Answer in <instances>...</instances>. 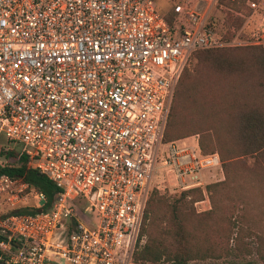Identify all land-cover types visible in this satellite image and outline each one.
<instances>
[{
  "label": "built area",
  "instance_id": "built-area-1",
  "mask_svg": "<svg viewBox=\"0 0 264 264\" xmlns=\"http://www.w3.org/2000/svg\"><path fill=\"white\" fill-rule=\"evenodd\" d=\"M234 1L0 0V165L4 147L22 146L63 189L43 210V192L0 174V260L140 264L154 172L181 190L222 167L219 153L164 132L196 50L264 43L216 35L214 10ZM262 2L247 0L253 12Z\"/></svg>",
  "mask_w": 264,
  "mask_h": 264
},
{
  "label": "trees",
  "instance_id": "trees-1",
  "mask_svg": "<svg viewBox=\"0 0 264 264\" xmlns=\"http://www.w3.org/2000/svg\"><path fill=\"white\" fill-rule=\"evenodd\" d=\"M172 16L170 11L167 18L171 20ZM215 20L212 17L210 24L216 35L223 41L233 40L235 33H221ZM234 46L250 47V56H237L236 48L241 47ZM192 59L194 64L184 69L176 87L164 142L199 134L204 154L219 153L225 178L174 196L152 189L141 230V236L147 239L135 258L140 264H192L255 255L264 262V228L259 229L260 224L249 216L247 195L230 191L236 184L250 182L256 197L259 183L264 180V43L200 48ZM244 69H250V89L241 97L230 98L218 82L210 79V74L217 81L233 79ZM220 129L227 133L219 134ZM227 144L230 149L224 148ZM2 153L8 162L0 165V174L23 177L46 195L41 209L53 208L63 189L28 166L22 146L4 147ZM206 195L211 208L198 211L196 203L205 200ZM250 238L255 240L251 245ZM244 264L257 262L247 260Z\"/></svg>",
  "mask_w": 264,
  "mask_h": 264
},
{
  "label": "rangeland",
  "instance_id": "rangeland-1",
  "mask_svg": "<svg viewBox=\"0 0 264 264\" xmlns=\"http://www.w3.org/2000/svg\"><path fill=\"white\" fill-rule=\"evenodd\" d=\"M158 6L161 11H165L170 7L169 0H158ZM262 8L257 11L253 12L252 9H250L247 0H237L234 2H224L223 6H218L214 10L213 17L216 19V26L220 30L221 33H229L234 32V38L238 37L239 40H246L250 39L251 37H254V34L256 32L264 33V0L262 2ZM254 44V43H252ZM258 44V43H257ZM235 47H241V46H234ZM237 56H250V50H252L250 47L242 46L241 48H236ZM195 60H191L189 62V67L192 66V63L194 64ZM246 70V69H244ZM233 79L228 78L227 80L221 79L220 81H217V77L210 74V79L213 80V82H218L220 86H222L225 90V93L229 95L230 98L235 97H241L243 93L248 94L250 89V69H247L243 72L240 71L236 75L232 76ZM218 127V125H217ZM219 134L227 133L226 130H218ZM216 137V136H214ZM181 141L186 142H195L199 143L200 135L195 134L191 135L182 139H179ZM234 146H237L236 144H233ZM231 145L227 144L224 148L230 149ZM225 178V174L223 172V166L220 168H215L212 170L206 171V178L204 179V185L201 186L205 188V186L212 182H217L220 180H223ZM173 178L169 175H166L162 171H155L153 176V182L151 186V190L156 188L162 193H167L169 195L174 196L180 191L187 190V189H177L176 187L172 186ZM250 182H248L247 185H238L236 184L233 188L230 189V191H234L236 194H243L245 193L247 195L248 199V206H247V212L249 216L253 217L257 223L260 224L258 227L259 229L264 228V180H261L259 183V190L260 193L254 196V191L250 187ZM190 189V188H188ZM206 193V192H205ZM250 197L252 198V202L250 203ZM196 208L198 211H203L211 208V202L208 199V196L206 195L205 200L197 202ZM147 237H142V243H145ZM250 242V245L255 242V240L252 238L248 239ZM140 244V246H141ZM139 246V247H140ZM256 260L257 264H264L263 260L257 259L255 255L250 256H242V257H228V258H222L220 260H207V261H195L192 262V264H244L247 260ZM170 264V263H167Z\"/></svg>",
  "mask_w": 264,
  "mask_h": 264
},
{
  "label": "water",
  "instance_id": "water-1",
  "mask_svg": "<svg viewBox=\"0 0 264 264\" xmlns=\"http://www.w3.org/2000/svg\"><path fill=\"white\" fill-rule=\"evenodd\" d=\"M0 264H19V263H8L6 261L0 260Z\"/></svg>",
  "mask_w": 264,
  "mask_h": 264
}]
</instances>
